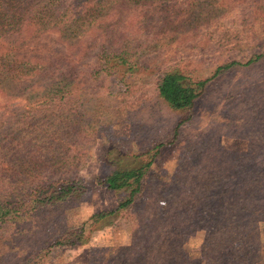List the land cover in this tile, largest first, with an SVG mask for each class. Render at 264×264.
<instances>
[{
    "label": "rangeland",
    "instance_id": "obj_1",
    "mask_svg": "<svg viewBox=\"0 0 264 264\" xmlns=\"http://www.w3.org/2000/svg\"><path fill=\"white\" fill-rule=\"evenodd\" d=\"M112 1L123 5V0ZM142 2L141 9L123 6L127 25L111 28L109 35L144 44L138 48L144 67L125 80L106 74L82 79L85 90L75 104L78 129L86 137L75 179L87 191L57 210L38 213L40 238L82 227L94 212L114 209L124 194L98 185L96 178L108 171L109 160H131L126 150L171 140L175 124L190 115L158 98L155 84L161 73L180 67L193 77H208L221 64L262 56L208 83L177 140L166 144L155 159L143 205L111 216V223L94 231L88 243L62 247L50 241L42 257L27 264H123L122 252L101 248L129 246L139 234L148 245L157 239L168 256L176 252L185 264H264V0ZM58 48L46 37L39 49L45 53ZM90 62L82 68L88 69ZM36 94L28 78L0 84V104L11 98L13 103L36 102ZM223 196L227 201H214ZM224 213L237 214L229 219L232 228L241 221L238 260L227 248L204 255L207 234L221 237ZM133 262L131 256L127 263Z\"/></svg>",
    "mask_w": 264,
    "mask_h": 264
},
{
    "label": "trees",
    "instance_id": "obj_2",
    "mask_svg": "<svg viewBox=\"0 0 264 264\" xmlns=\"http://www.w3.org/2000/svg\"><path fill=\"white\" fill-rule=\"evenodd\" d=\"M113 3L0 0V84L28 78L38 97L32 103H13L11 98L0 104V264H27L40 259L50 241L62 247L88 243L94 231L111 223V216L143 205L155 159L166 144L177 140L208 83L222 72L238 65L249 66L262 56L245 63L233 60L221 64L208 77H193L180 67L161 73L155 84L158 98L170 108L189 111L190 115L175 124L171 140L159 139L139 151L128 149L125 155L131 160L114 156L109 160L108 171L96 178L98 185L124 194L114 209L94 212L82 227H67L54 237L40 238L42 227L35 220L37 214L48 208L57 210L87 191L75 179L84 154L80 145L86 137L78 129L75 104L85 90L82 79L86 75L97 78L106 74L125 80L144 67L138 52L144 44L125 35L111 36L109 31L127 25L122 19L123 6L132 10L145 4L142 0H123L122 7ZM46 37L53 38L60 48L40 51ZM89 59L88 69L82 68ZM111 153L107 151V155ZM222 199L227 201L224 196L215 197L214 201L219 203ZM236 218V213L220 216L221 237L217 232L207 234L208 249L204 255L217 247L219 251L227 248L232 250V259H239L242 252L237 238L243 234L241 221L240 230L235 232L238 227L232 228L229 220ZM147 240L139 234L129 246L101 250L122 252L123 264H128L131 256L132 264H185L176 252L168 256L157 239L151 245Z\"/></svg>",
    "mask_w": 264,
    "mask_h": 264
}]
</instances>
